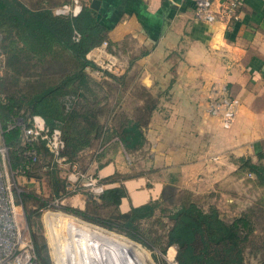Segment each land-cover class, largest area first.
<instances>
[{
	"label": "crops",
	"instance_id": "obj_1",
	"mask_svg": "<svg viewBox=\"0 0 264 264\" xmlns=\"http://www.w3.org/2000/svg\"><path fill=\"white\" fill-rule=\"evenodd\" d=\"M224 2L214 0L220 10L209 23L195 18L192 5L184 0H83L107 29L113 50L109 56L108 50L103 54L95 47L89 55L117 64L114 72L102 70L118 77L109 76L117 85L115 91H145L155 104L141 148L128 152L113 137L97 149L82 150L78 161L89 155L82 165L58 162V176L75 191L66 188L69 194L55 202L82 210L85 192L98 200L103 189L120 184L128 194L119 203L121 212L159 199L166 188L217 197L236 195L239 189L240 196L253 197L246 208L262 198L264 186L239 166L247 159L264 165V156H257L264 154V0H243L229 15L220 8ZM213 83L226 85L238 101L228 128L207 112ZM137 102L141 105L142 99ZM116 174L126 177L104 182ZM89 176L98 179L96 189L85 185ZM21 180V193L48 197L44 175H15L17 185ZM16 206L24 212L20 194Z\"/></svg>",
	"mask_w": 264,
	"mask_h": 264
},
{
	"label": "trees",
	"instance_id": "obj_2",
	"mask_svg": "<svg viewBox=\"0 0 264 264\" xmlns=\"http://www.w3.org/2000/svg\"><path fill=\"white\" fill-rule=\"evenodd\" d=\"M53 10L50 7L31 8L22 0H0V43L6 42L2 47L10 54L7 66L17 71L27 62H22V58H35L48 65L56 63L60 68L58 73H53L57 75V80H50L51 83L39 85V81H27L31 85L26 90L29 93L19 88L14 90L19 91L16 93L6 96L0 94V126L3 140L9 147L12 168L24 169L28 166L23 173L27 177L44 175L48 189L46 198L34 191L20 193L28 223L31 216L49 205V200L69 194V191L65 179L58 176V162L44 141L38 139L24 143L19 126L7 129L13 120L21 118L25 124H30L34 115H41L50 130L58 128L61 131L64 140L62 160L75 165L79 153L93 146L94 140L101 146L116 137L128 152L141 148L145 143L143 129L155 104L145 91H139L138 97L142 99V104L135 108L134 115L117 113L116 108L123 95V91H117V106L104 107L102 110L90 107L82 109L84 104L81 105V101L94 106L102 100L92 88L95 82L86 68L103 70L87 55L103 42L110 45L107 29L98 22L95 11L84 3H81V9L75 16L56 14ZM74 29L80 33L78 41L72 40ZM103 72L114 80L118 79L112 73ZM1 88L6 90L5 83L0 81ZM103 115H108L106 117L109 120L101 122L100 117ZM29 149L36 152V161L27 157ZM257 156L260 158L264 154L258 152ZM239 169L253 173L256 183L264 186V165L261 162L254 163L247 159ZM125 177L116 174L104 182ZM85 194L87 203L84 209L63 206L64 211L122 231L151 249L158 248L173 262L175 257L177 264H246L248 248L264 252V235L254 234L253 227L254 205L260 200L232 219H225L215 203L203 207L188 190L178 192L166 188L159 199L131 206L127 212L118 209L121 198L128 195L123 184L103 189L97 196L98 200L91 193ZM209 194L212 195V192ZM162 205L171 208L166 215L169 225L162 233L157 229L150 230L149 234L153 235L147 237L140 231L139 222L154 218L163 227V217L156 215L158 210H168ZM262 230L264 234V227ZM32 239L38 249L35 235H32ZM38 262L42 264L39 258ZM255 264H264V257Z\"/></svg>",
	"mask_w": 264,
	"mask_h": 264
},
{
	"label": "rangeland",
	"instance_id": "obj_3",
	"mask_svg": "<svg viewBox=\"0 0 264 264\" xmlns=\"http://www.w3.org/2000/svg\"><path fill=\"white\" fill-rule=\"evenodd\" d=\"M27 6L31 8H39V7H50L53 12L57 7L62 4L71 3L74 4L73 0H22ZM81 3L83 0H78ZM6 45V42L0 43V81L5 83L6 90L3 91V88L0 89L1 95H9L12 93H16L19 91H14L15 89L23 88L25 93H29L30 91H26L31 87L30 83L27 81H33L40 83H51L50 80H57V75L53 73H58L60 68L56 66V63L49 64L44 63L43 61H37V59H26L22 58V62H26L21 66L17 71L10 69L11 67L7 66L8 58L10 54L6 53L2 46ZM102 53L104 54V50H108L107 53L111 54L112 46L102 44L98 46ZM105 47V48H104ZM98 53H101L98 51ZM90 59L96 58V61L100 62V67L102 69H107V64L112 62V60H105V58L99 57L97 55H87ZM102 58V59H101ZM103 60V61H102ZM112 65V63H111ZM116 63L113 64L112 70L116 67ZM90 77L94 80L93 89H95L98 97L102 98L101 101L96 102L94 106H90V103H86L85 101H81V105L84 104L83 108H101L104 107L111 108L113 105L117 106V91L116 84L110 79L103 78L105 73L101 70L98 72H91L92 69L87 68L86 70ZM108 71V69H107ZM116 71V70H115ZM118 71V70H117ZM110 72V71H109ZM47 83V84H48ZM128 87V86H127ZM130 91V93H129ZM138 89L136 90H128L124 92V95L120 98V106L116 108L117 113L123 112L124 114H133L136 112L135 108L138 107ZM208 96V95H207ZM105 98V99H104ZM207 106V103H206ZM81 107V106H79ZM208 112V110H207ZM108 115H103L100 117L101 122L109 120L107 119ZM212 116V115H211ZM113 122V120H112ZM116 122V121H115ZM99 143L94 142L93 147L95 149L99 148ZM78 164L82 165L85 161L89 160V155L85 157V159H81L78 161V157L75 159ZM77 164V165H78ZM77 169V167H76ZM66 170V169H65ZM69 171L66 170L65 173ZM64 174V173H63ZM21 179V178H20ZM18 187H22V180L19 181ZM70 191V190H69ZM239 189H236V195L222 193L219 197L215 196L214 193H204V194H196L193 195V198L203 207H206L208 203H215L218 205L222 216L225 219H232L234 216L240 214L242 211L247 210L246 205L253 200L252 196H240L241 194L238 192ZM21 193V192H20ZM19 193V194H20ZM260 193V192H259ZM264 193V191H263ZM260 194L262 197L260 202L254 205V214H253V227L254 234L263 236V227H264V195ZM263 195V196H262ZM259 197V194H258ZM234 205L235 207H232ZM163 207V205H162ZM161 207V208H162ZM166 212L157 211V216H162V220L164 221V226L160 223H156L154 218L151 219H143L139 222L140 231L145 233V235H153L149 234L150 230L157 229L159 233L164 232V230L169 225L167 213L169 209L167 207H163ZM17 218L20 224V227L24 230V241L26 243H30L33 246V250L36 254L37 260L45 262L46 264H118L116 259H111L106 262L102 257L92 253V249L94 250L90 241L81 242V237H83L84 231L89 230H97L101 233H105V236H112L114 239L118 241H123L127 243L129 246V261L132 264H177L174 257V262L168 259L165 254H162L158 248L151 249L144 245L143 243L136 241L129 236H127L124 232L119 231L117 229H111L104 227L102 225H98L96 223L87 221L82 219L79 216L68 213L64 211L62 204L59 202H55L54 200H49V205L45 208H42L38 211V214L31 216L30 223L27 222L25 218V213L22 212V209H17ZM80 225L82 227H80ZM80 227V228H79ZM83 229V230H82ZM82 234V235H81ZM32 235H35L36 242L38 245L35 247L32 239ZM78 239V240H77ZM80 240V241H79ZM91 244V245H89ZM92 248V249H91ZM174 248V247H173ZM175 249V248H174ZM101 252V251H100ZM105 253V252H104ZM103 252L102 255H106ZM264 257L263 250L252 249L246 251V264H255L259 259Z\"/></svg>",
	"mask_w": 264,
	"mask_h": 264
},
{
	"label": "built area",
	"instance_id": "obj_4",
	"mask_svg": "<svg viewBox=\"0 0 264 264\" xmlns=\"http://www.w3.org/2000/svg\"><path fill=\"white\" fill-rule=\"evenodd\" d=\"M192 5L195 18L212 23L218 14L214 6V0H184ZM243 0H225L220 5L223 12L232 14ZM74 4H62L55 9L56 14H66L75 16L81 9L78 0H73ZM80 33L73 30L72 40L78 41ZM103 46L107 42L102 43ZM112 63V65H111ZM114 62L107 64V69L112 70ZM207 110L212 116L218 117L222 126L228 128L234 121L236 116L238 101L232 96L226 85L213 83L208 88ZM19 126L21 137L24 143L41 139L44 141L48 151L52 154L55 161L62 160L61 152L64 149V140L61 131L58 128L49 129L45 120L41 115H34L30 124H25L21 118H16L7 127L12 128ZM3 129L0 126V264H39L33 246L26 243L24 239V230L20 227L17 211L16 197L21 189L14 181L15 175H23L28 166L24 169H13L10 166L9 147L5 144L2 136ZM27 157L32 161L37 160L36 152L32 149L27 150ZM98 179L94 176H89L86 179L85 185L96 189ZM67 189L74 190L75 187L67 185ZM101 190V188H98Z\"/></svg>",
	"mask_w": 264,
	"mask_h": 264
},
{
	"label": "bare ground",
	"instance_id": "obj_5",
	"mask_svg": "<svg viewBox=\"0 0 264 264\" xmlns=\"http://www.w3.org/2000/svg\"><path fill=\"white\" fill-rule=\"evenodd\" d=\"M80 227L82 226L80 225ZM87 241H90L92 245L91 244L89 245L93 246L94 248V250L91 248L93 251L92 253L101 256L102 257L101 259H104L106 262H108L111 259H116L118 264H132V262L129 261L130 257L128 256L129 255L128 253L130 248L127 245V243L123 241H118L116 240V238L114 239L112 236L111 237L105 236V233L103 234L97 230H89V231L86 230V232L84 231L83 237H81V242H87ZM102 252L103 253L105 252L106 255H102L101 254Z\"/></svg>",
	"mask_w": 264,
	"mask_h": 264
},
{
	"label": "water",
	"instance_id": "obj_6",
	"mask_svg": "<svg viewBox=\"0 0 264 264\" xmlns=\"http://www.w3.org/2000/svg\"><path fill=\"white\" fill-rule=\"evenodd\" d=\"M153 91H157V90H153Z\"/></svg>",
	"mask_w": 264,
	"mask_h": 264
}]
</instances>
